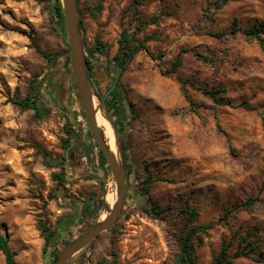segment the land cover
Instances as JSON below:
<instances>
[{
    "label": "rangeland",
    "instance_id": "374dc122",
    "mask_svg": "<svg viewBox=\"0 0 264 264\" xmlns=\"http://www.w3.org/2000/svg\"><path fill=\"white\" fill-rule=\"evenodd\" d=\"M224 1L141 0L134 6V0H76L85 47L94 48L97 38L109 46L93 58L100 85L92 89L105 98L101 110L114 129L116 153L131 170L116 225L68 264L115 259L119 264H178L184 225L179 210L187 204L199 213L198 226L214 225L195 236L197 264H213L223 246L231 255L244 251L253 257L234 264H264V203L239 209L248 198L264 201V51L242 34H230L235 19L243 30L264 21V0ZM49 3L0 0V232L7 235L17 264H51L66 241L106 218L112 207L107 200L109 211L102 208L97 217L80 219L82 203L101 195L97 177L108 174L117 190L110 167L83 153L85 145L96 142L89 138L73 77L62 93L63 106L45 90L46 76L65 74L64 59L70 55L53 30ZM137 17L147 24L135 35L145 48L121 75L114 58L122 31L136 33ZM188 49L214 61L200 60ZM43 54L52 56L51 62ZM179 57L178 72L164 74ZM180 78L195 87L224 89L233 106H218L188 84L196 105L191 108ZM118 83L123 99L113 110L106 99ZM32 86L42 93L40 117L11 102L25 99ZM94 100L99 107L101 100L96 95ZM61 108L70 111L72 129L81 135V149L72 158L63 148L69 127ZM97 121L114 153L113 135L98 113ZM41 150L58 166L49 167ZM61 162L65 185L54 178L62 173ZM147 186L150 193L144 196L141 189ZM148 197L173 210L151 215ZM43 223L57 231L49 245ZM0 264H6L1 251Z\"/></svg>",
    "mask_w": 264,
    "mask_h": 264
},
{
    "label": "trees",
    "instance_id": "16d2710c",
    "mask_svg": "<svg viewBox=\"0 0 264 264\" xmlns=\"http://www.w3.org/2000/svg\"><path fill=\"white\" fill-rule=\"evenodd\" d=\"M43 2L44 0H37ZM49 6L48 10L50 13V19L51 23L53 25L54 32L65 42L66 46L69 48V44L67 42V33H66V26H65V19L63 15L61 0H49ZM228 2V0H225L224 3ZM141 0H134V6L140 5ZM157 20V19H156ZM155 23V21H154ZM80 30L82 34V28H81V21L79 20ZM145 25H147L144 21L140 19V17L136 18V33L133 35L129 33L128 30H123L121 33L120 38V50L115 56V68L119 70L120 74L122 75L129 67L131 62L133 61L136 54L145 48L144 42L135 39V35L139 32H141ZM242 34L244 37H246L249 41L257 42L260 48L264 51V21L253 25L252 27L248 29H241L237 23V20L235 19L232 23L231 27V35L235 36L236 34ZM219 39H222L225 35L224 34H214ZM84 44V42H83ZM109 46L105 43H103L99 38L96 39V46L94 48H86L85 49V55L87 59V66H88V76L91 81L92 88H95L100 85V81H95V77L98 75V70L96 68V65L93 61V58L95 57H101L105 52H107ZM186 51L193 52L194 55L203 61H211L213 62V58H209L205 56L204 54L196 51V49H188ZM43 57L49 62H51L50 55L43 54ZM182 63L181 57H179L175 62L172 63L171 68L169 71H167L166 75L169 74H176L178 72V69ZM63 72H59L60 74L57 75V72H52L49 76H46V81L48 82V86L45 88L47 91V95L53 100V102L57 104H61L64 102V97H62V93L67 90V84L69 80L73 82L72 78V71L70 67V55L69 52L67 53L64 63H63ZM68 75V76H67ZM69 77V78H68ZM180 83L182 85V91L184 93V97L186 98L187 102L189 103V106L191 108H195V103L190 98V96L187 94L186 86L188 84H191L192 87H195L194 84L189 83L188 81L183 80L182 78L179 79ZM68 81V82H67ZM121 88V84L118 83L117 86L110 92L108 98L106 99V105L112 108L113 110H116L118 108L119 103L123 99L121 92L119 89ZM73 89H76L75 84L73 82ZM196 90L202 92L206 97H208L214 104L218 106H233L232 101H229L226 98V91L224 89H208L203 87H195ZM95 95L102 100L103 97L97 93L96 90ZM41 91L40 88L31 87V91L27 94L25 99L22 100H12L11 102L18 106L22 111L27 110H34L37 117L41 116V106L39 104V100L41 98ZM64 95V93H63ZM198 107L205 108L204 105H200ZM68 121V127L67 129V135L68 138L63 140V148L68 153V156L72 158L73 154L77 152L79 149H81V135L80 133H76L72 129L73 125V116L65 115ZM218 128L221 130V127L219 123L217 122ZM106 127V126H105ZM107 129V128H106ZM89 138L93 140L91 134L88 132ZM126 148V147H124ZM83 153L86 154V156L90 158H97L99 165L102 168H109L107 160L105 159L104 155L99 150L97 144L94 143V145H85L84 146ZM98 149V156H95V151ZM44 157H46V164L49 167H55L58 166L57 163H55L51 156L46 152L41 150ZM83 158V155H81ZM60 166H62V173L54 175V178L61 184L65 185L67 182V173L66 169L64 167V164L61 162ZM130 167L126 169V179L128 178V175L130 174ZM91 178V176H89ZM88 177V178H89ZM93 178V177H92ZM99 180L100 186H101V195L99 199H96V194L94 193L90 197H88L83 203L81 207L80 212V219L81 220H87L88 218H94L97 217L100 213V210L103 208L106 211H109V205L106 202L105 197V186L106 183L103 182V178L97 177ZM149 181L152 179L149 178ZM142 195L149 196L150 193V187L147 186L146 188L141 189ZM150 204L149 213L151 215H154L156 217L163 216L169 212H171L173 209L171 207L168 208H161L157 206L153 200L148 197L146 200ZM257 202H263L259 197H252L248 198L247 200L243 201L239 205V209H248L252 208ZM148 210V209H147ZM124 210L122 211V213ZM121 213V215H122ZM180 216H182V219L184 220L183 228L180 231V241H181V253L179 255L178 264H197L196 263V255H195V243L194 239L195 236L198 234H201L202 232H206L207 230H210L214 227V225H208V226H198L196 222L199 219V213L196 209L192 208L190 205H185L179 210ZM120 215V216H121ZM72 220L69 219V222H66V224L71 223ZM64 224V225H66ZM60 226L63 224H59ZM94 227L91 226L90 229ZM61 228V227H58ZM42 232L45 235L46 243L49 245L52 241V238L57 234V231H52L48 223H43L41 225ZM72 241H66L65 246H67ZM0 251L4 254L6 264H17L15 257L16 253L11 249L9 245V239L7 235L0 232ZM59 257V253L56 252L52 255V262L51 264H54V262ZM253 258L251 257L250 252H244V251H238L234 255H231L229 253V246H223L220 254L214 258L213 264H234V260L238 258ZM99 264H108L105 262H100ZM110 264H119L118 260L115 259Z\"/></svg>",
    "mask_w": 264,
    "mask_h": 264
},
{
    "label": "water",
    "instance_id": "95a60500",
    "mask_svg": "<svg viewBox=\"0 0 264 264\" xmlns=\"http://www.w3.org/2000/svg\"><path fill=\"white\" fill-rule=\"evenodd\" d=\"M61 5L69 44L70 67L78 94V99L81 108L85 113L91 136L107 160L108 166L112 172L117 188V200L111 207V210L106 218L69 243L61 251L54 264H68L72 258L82 252L92 242L96 241L104 233L109 232L118 222L125 207L128 194L126 167L116 156V154H114L109 148L104 132L100 128V125L97 121L98 109L103 108L105 98L100 101V105L97 108L94 100L95 93L92 89L91 81L88 76L87 59L79 25L76 0H61ZM61 110L66 115L71 116V113L68 109L61 108ZM108 180L109 175L105 174L103 182L107 183Z\"/></svg>",
    "mask_w": 264,
    "mask_h": 264
},
{
    "label": "bare ground",
    "instance_id": "6f19581e",
    "mask_svg": "<svg viewBox=\"0 0 264 264\" xmlns=\"http://www.w3.org/2000/svg\"><path fill=\"white\" fill-rule=\"evenodd\" d=\"M96 101H97V99H96ZM95 105L98 108V104L95 103ZM98 114L103 118V120L107 124L109 131L113 135L114 142H115L114 154H116V156L119 157L118 154L116 153V138H115V134H114V129L111 126V124L109 122H107L106 119L104 118V114H103L101 109H98ZM108 187H109V190H108V193L106 195V200L110 205L112 204L111 206H113L115 201H116V198H117V190L114 188V183L112 181L108 182Z\"/></svg>",
    "mask_w": 264,
    "mask_h": 264
},
{
    "label": "flooded vegetation",
    "instance_id": "af4514ba",
    "mask_svg": "<svg viewBox=\"0 0 264 264\" xmlns=\"http://www.w3.org/2000/svg\"><path fill=\"white\" fill-rule=\"evenodd\" d=\"M64 105V102H62L61 104H60V106H63Z\"/></svg>",
    "mask_w": 264,
    "mask_h": 264
}]
</instances>
